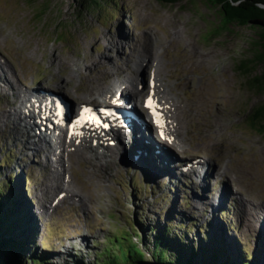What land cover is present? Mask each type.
<instances>
[{"label":"rangeland","instance_id":"1","mask_svg":"<svg viewBox=\"0 0 264 264\" xmlns=\"http://www.w3.org/2000/svg\"><path fill=\"white\" fill-rule=\"evenodd\" d=\"M219 26L220 14L207 0H181L172 5L156 0H105L97 5L89 0H0V60L5 62L2 67L11 64L17 73V83L15 78L10 80L13 86L34 87L32 90L42 86L76 105L100 99L91 80L104 87L109 84L102 68L91 65L106 45L97 41L100 34H120L114 59L126 53L141 55L144 60L148 55L127 42L135 39L143 44L145 35H151L154 46L162 42L167 47L173 74L182 52L208 55L204 66L191 71L190 85L184 83L174 91L184 101L180 108L183 115L179 116L183 142L180 146L173 142L172 148L154 136L149 138L151 143L168 148L178 163L152 159L154 156L146 152V159L135 161L126 155L115 160L110 154L103 155L107 164L101 169L92 161L74 165L78 187L88 185L93 195V200L81 207L72 198L57 208L49 205L46 213L40 214V203L46 206L50 200L42 198L40 192L54 169V156L47 154L49 167L45 168L43 152L32 148L23 151V142L34 141L31 135L24 131L15 134L14 124H0V189L16 193L24 212L31 214L32 256L43 254L49 264H75L76 260L98 264L101 258L96 254L104 249L107 237L128 233L142 259L156 264L151 256L150 227L159 229L169 222L170 237L188 230L183 240L188 246L221 239L231 253L241 257L237 262L248 258L251 264H264V133L247 126L253 110L264 103V62L255 58L260 30L238 25L218 30ZM156 50L160 54L162 48ZM53 59L81 66L84 75H89L85 66L90 65L93 74L81 81L73 74L70 80L68 70ZM158 59L162 65L164 60ZM134 68L135 73L140 71L138 77L147 89L151 69L143 74L137 63ZM130 74L135 78L136 74ZM93 75L98 79H92ZM253 77L259 79L260 89ZM179 78L182 76L176 75L168 81L174 84ZM4 88L0 114L18 104L17 95L13 97ZM145 95L137 100L141 103ZM181 151L187 156L179 155ZM181 159L205 161L206 175L200 167L195 172H180ZM208 163L215 166L209 168ZM66 176L70 177L69 172ZM8 181L12 185L6 187ZM240 206H245L250 216L246 221Z\"/></svg>","mask_w":264,"mask_h":264},{"label":"bare ground","instance_id":"2","mask_svg":"<svg viewBox=\"0 0 264 264\" xmlns=\"http://www.w3.org/2000/svg\"><path fill=\"white\" fill-rule=\"evenodd\" d=\"M166 33V37H170V39L172 40L171 34L169 35L168 33ZM118 35L120 34L118 33L111 36L100 34L99 37H97V41H103L104 43H106V45L105 47L103 46L104 48H102L100 57L97 58V60L93 61L91 65L99 67L98 69H100V67L102 68L104 73L108 75L107 79L109 81V84L104 87L102 83L90 79L91 81H94V83L92 84V90H94L97 95H99V97L109 100L111 99L110 96H116V94L119 92L121 100H127L129 97L131 99L135 98L136 104H139L140 102V99L137 100V98H141L142 94L148 93L149 95L146 98L152 99V106L154 107L153 109H151V111H159L162 113V130L167 132V136L169 135L170 137L175 139L174 142L176 143V146H180L179 144L180 142H183V139H180L181 132L179 130V124L181 123L179 120V116L183 115V112L180 108L181 104L184 103V101L179 97V93H175L174 91H179L181 89L180 87L184 83L190 85L192 79V77L190 78L192 74L191 71H193L197 66H204L208 61V55L205 53L191 54L187 51L182 52L183 55H181L179 58L175 56L179 59L180 62L177 65L175 64L176 66L174 65V67H176L175 72L177 74H173V72L169 68L170 64L168 65L170 61L168 59V52L166 51L167 47L162 42H160L157 47L162 48V51L159 54L158 50H156L157 47L153 45L151 35L149 34L145 35L146 40L143 44L139 41H135V39L133 42H131L130 40H128L129 42H127V45L130 44L131 48L137 51L140 50L142 52H145L148 55L147 60L142 59L141 55L134 56L132 54L127 55L126 53H123L122 56H119V59H114L115 55L112 53H115L117 51L116 44L117 38L119 37ZM175 40L177 42V39ZM143 55L142 57L145 58V54ZM158 58L164 60V63L162 65H160ZM53 60L60 66L63 65L66 71L68 70L67 78H70V80L72 77L74 78L73 74H76L80 81L82 79L89 78L90 74H93V69H91L92 67L90 65L85 66V68L87 67L90 69V72H88L89 75H84V73H82L83 70L81 66L73 65L69 62L62 61L61 59ZM136 63L140 68H143V74L151 69L148 72V83L146 84L147 89L143 88V85H141L143 81H141L142 79L138 77V72L135 73L134 64ZM1 64H5V62H3V58L2 60H0V81L2 82V84H0V92H2L3 87H5V92H8L13 97L17 95L18 104L14 107H11L10 110L2 109L4 112L0 114V124H7V122L12 125L14 124L13 129L15 131V134L17 133L18 135H20V133L24 131L26 135H31L34 138V141L23 142V151L27 152L30 150V148H32L34 152H37V149L43 152L45 160L42 161V165L45 168L49 167L47 165V160H49V156H47V154L54 156V163L52 162V167H54L55 170L52 169L47 174L45 183L43 185L44 188L40 192L42 198L49 197L50 200L48 202V205L46 206L45 203L44 206L40 203V214H42L43 212L44 215V213H46L45 209H47L49 205L52 208H57L62 204L71 202L72 198H75L76 201H78L80 207L93 200V195L89 193L91 191H89L88 185L84 184V186L82 185L81 187L80 185L78 187V183L73 178L74 172L72 168L74 165L87 164L92 161L98 168L101 169L106 167L107 164L106 162H103V155L110 154L109 156H112L113 160H115L117 157L126 155L131 160L135 161L136 159L140 160L141 157L142 160L146 159V152L147 154L149 153L148 155L151 154L154 156L152 159H155L156 157L163 158V162L167 161L172 165H176L173 157H171V152L169 153L162 150L161 148H158L159 154H154V149L152 148L153 143H151L147 139L146 135L143 136L141 133V136L139 134H133V138L131 134H129L122 127L116 129L113 128V132L109 133L108 131L103 135H96L94 130H87V128L84 130L75 128L74 133L70 136H68L67 130H65V132H56V128H50V125H48L50 122V112L47 113L46 111L50 110V108L46 107V104L43 105V95L40 94L37 88L32 90V88L34 87H27V89L22 88V86L20 87L18 85V88H15L13 86V82L11 83L10 80L14 79L15 77L18 79L19 77H17V73H14L13 69H11V64L10 66L8 65V68H5L4 66L2 67ZM8 72L11 73V76L6 77ZM130 73L136 74L134 75L135 78L131 77ZM123 74H127L128 76L125 75L120 79ZM176 75L182 76V78H179V81L175 82L174 84L170 83L168 79ZM114 77H117V79H113ZM16 78L15 83H17V81L19 80H17ZM91 78L98 79V76L93 75ZM75 88H77L76 85ZM110 89L113 90L109 91ZM220 98L221 96H216V99H219V101ZM112 103L115 104L114 102ZM107 106L111 105H106V107ZM118 106L122 105H116V107ZM40 120L41 123L38 124L37 121ZM183 120L184 124L187 125L186 117ZM38 126L43 127V129L39 128ZM186 129L187 127H185L184 130ZM28 137L29 136H26L27 139ZM90 138L98 140L97 143L92 144V140ZM155 139L157 142L164 143V141L160 138L156 137ZM139 141H141L142 143H140ZM145 141H149V143H145ZM144 146L147 148H145ZM169 146L173 148L172 145ZM156 148L157 147H155V149ZM133 153L138 154L140 157L136 158ZM211 154L210 156H212ZM179 155H181L182 157L187 156L182 151ZM51 159L52 158H50V160ZM187 163L189 165L188 168L192 169V172L198 171L197 167H200L203 176L206 175L208 167L205 165V161L199 162L190 160ZM214 166L209 164V168H212ZM67 172H69L70 174V177H68V179L66 178ZM220 178L223 179L222 176ZM87 179H89V177ZM84 187L86 189H84ZM241 204L245 205L244 203ZM241 215H243L244 221H246L247 218L250 217L245 206L241 207Z\"/></svg>","mask_w":264,"mask_h":264},{"label":"trees","instance_id":"3","mask_svg":"<svg viewBox=\"0 0 264 264\" xmlns=\"http://www.w3.org/2000/svg\"><path fill=\"white\" fill-rule=\"evenodd\" d=\"M93 5L105 0H89ZM163 5L176 4L181 0H156ZM219 11L220 26L218 30H226L231 25L249 26L260 30L256 60L264 62V0H208ZM261 20L262 26L249 25L250 20ZM257 44V42H256ZM242 68V67H241ZM252 81L258 86L257 77ZM247 126L261 134L264 133V103L257 107L248 117ZM11 181L6 183L9 187ZM31 214L24 212L19 196L0 189V264H49L43 254L31 255L33 244V227ZM169 222L161 228L150 227L152 235L151 256L156 264H251L248 258L240 259L231 253L228 244L221 239H211L202 245H186L183 241L187 232L180 236L170 237ZM73 255V254H71ZM76 255V254H74ZM101 258L98 264H150L145 261L136 243H132L130 235L113 234L107 237L104 249L96 254ZM71 258V256L69 255ZM66 263L69 259H66ZM75 262V261H74ZM75 264H82L76 260Z\"/></svg>","mask_w":264,"mask_h":264},{"label":"water","instance_id":"4","mask_svg":"<svg viewBox=\"0 0 264 264\" xmlns=\"http://www.w3.org/2000/svg\"><path fill=\"white\" fill-rule=\"evenodd\" d=\"M262 24H263V22L261 20H257V19L249 21V25H251V26H262Z\"/></svg>","mask_w":264,"mask_h":264},{"label":"snow or ice","instance_id":"5","mask_svg":"<svg viewBox=\"0 0 264 264\" xmlns=\"http://www.w3.org/2000/svg\"><path fill=\"white\" fill-rule=\"evenodd\" d=\"M148 106H149L150 108L152 107V103H151V101H149Z\"/></svg>","mask_w":264,"mask_h":264}]
</instances>
